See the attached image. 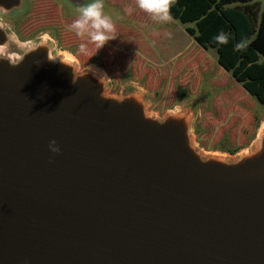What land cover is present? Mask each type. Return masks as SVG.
<instances>
[{
    "label": "water",
    "instance_id": "obj_1",
    "mask_svg": "<svg viewBox=\"0 0 264 264\" xmlns=\"http://www.w3.org/2000/svg\"><path fill=\"white\" fill-rule=\"evenodd\" d=\"M25 10L0 0V264H264V128L204 154L196 105L152 115L50 41L21 48L2 17Z\"/></svg>",
    "mask_w": 264,
    "mask_h": 264
},
{
    "label": "rangeland",
    "instance_id": "obj_2",
    "mask_svg": "<svg viewBox=\"0 0 264 264\" xmlns=\"http://www.w3.org/2000/svg\"><path fill=\"white\" fill-rule=\"evenodd\" d=\"M254 1L264 6V0ZM27 3L20 16L2 17L19 41L45 39L58 53L74 59L80 70L97 67L107 76L109 94L141 91L148 98L149 114L163 116L196 105L192 133L204 154L234 158L258 140L264 128V104L219 65L216 50L200 46L170 13L168 21H158L139 9L136 0H103L117 39L97 53L89 44L84 54L78 47L87 36L78 37L69 27L78 13L61 0Z\"/></svg>",
    "mask_w": 264,
    "mask_h": 264
},
{
    "label": "trees",
    "instance_id": "obj_3",
    "mask_svg": "<svg viewBox=\"0 0 264 264\" xmlns=\"http://www.w3.org/2000/svg\"><path fill=\"white\" fill-rule=\"evenodd\" d=\"M253 1L169 0V13L205 50H216L219 65L264 104V6ZM221 33L226 43L215 40Z\"/></svg>",
    "mask_w": 264,
    "mask_h": 264
},
{
    "label": "clouds",
    "instance_id": "obj_4",
    "mask_svg": "<svg viewBox=\"0 0 264 264\" xmlns=\"http://www.w3.org/2000/svg\"><path fill=\"white\" fill-rule=\"evenodd\" d=\"M137 7L149 14L153 20L168 21L170 19L169 0H136ZM78 15L69 25L78 37L87 36V41L79 44L78 51L87 54L89 51L88 45L95 47L96 53L104 48L109 41L117 39L115 34V25L112 17L105 12L103 0H87L85 3L77 5ZM126 11L130 14L132 9ZM218 43H226L227 38L224 34H218L215 37ZM21 48L28 47L30 42L17 41ZM93 57V56H92ZM39 62H37L38 64ZM87 73H92L99 81L106 74L93 65H88ZM74 83V82H73ZM49 150L52 153L59 154L60 148L55 140L49 143Z\"/></svg>",
    "mask_w": 264,
    "mask_h": 264
},
{
    "label": "flooded vegetation",
    "instance_id": "obj_5",
    "mask_svg": "<svg viewBox=\"0 0 264 264\" xmlns=\"http://www.w3.org/2000/svg\"><path fill=\"white\" fill-rule=\"evenodd\" d=\"M62 2H64L72 11H74V12H76V13H78V9H74L70 4H68L65 0H61ZM25 2H26V9H27V7H28V3H27V0H25ZM105 9V12L106 13H108V9H107V7L106 8H104ZM26 11V10H25ZM18 16H20V15H17V17ZM3 17H6V16H3ZM8 18H11V17H8ZM15 18H16V16H15Z\"/></svg>",
    "mask_w": 264,
    "mask_h": 264
},
{
    "label": "bare ground",
    "instance_id": "obj_6",
    "mask_svg": "<svg viewBox=\"0 0 264 264\" xmlns=\"http://www.w3.org/2000/svg\"><path fill=\"white\" fill-rule=\"evenodd\" d=\"M32 43V42H31ZM56 44V43H55ZM61 52V51H60ZM62 53V52H61ZM65 53V52H64ZM63 54V53H62ZM64 55V54H63ZM67 55V54H66ZM71 55V54H70ZM68 57H70V56H68ZM76 62V61H75ZM97 68V67H96ZM176 109V108H175ZM175 111V110H174ZM169 112V111H168ZM262 128V127H261ZM259 134V133H258ZM193 139H194V137H193ZM254 143V142H253ZM203 150V149H202ZM209 153V152H208ZM213 153V152H212ZM214 153H216V152H214ZM228 155V154H227Z\"/></svg>",
    "mask_w": 264,
    "mask_h": 264
}]
</instances>
